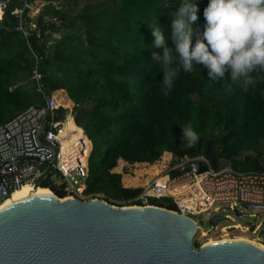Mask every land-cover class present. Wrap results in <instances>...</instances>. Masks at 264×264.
Returning <instances> with one entry per match:
<instances>
[{
  "label": "trees",
  "instance_id": "trees-1",
  "mask_svg": "<svg viewBox=\"0 0 264 264\" xmlns=\"http://www.w3.org/2000/svg\"><path fill=\"white\" fill-rule=\"evenodd\" d=\"M4 1L0 124L28 106L42 107L45 96L63 89L73 102L74 123L91 143L85 193L101 194L117 206L140 204L132 201L138 188L122 187L113 169L118 160L153 163L165 152L171 162L201 155L214 168L264 170V76L245 90L227 78L214 82L203 65H195L191 74L180 72L169 95L159 91L163 73L151 53L163 50L153 46L149 27L157 20L174 48L170 13L181 0ZM193 2L198 8L193 30L202 32L208 0ZM65 111L59 107L53 118L48 115L45 128L49 120H62ZM66 123L72 130V120ZM187 126L200 138L191 148L182 139ZM44 171L40 186L65 196L61 175L49 167ZM149 202L172 208L168 199Z\"/></svg>",
  "mask_w": 264,
  "mask_h": 264
},
{
  "label": "built area",
  "instance_id": "built-area-1",
  "mask_svg": "<svg viewBox=\"0 0 264 264\" xmlns=\"http://www.w3.org/2000/svg\"><path fill=\"white\" fill-rule=\"evenodd\" d=\"M6 6L7 1H0V14ZM32 77L39 79L36 69H33ZM37 90L41 92L40 85ZM72 106L66 95L59 97L52 92L45 96L42 107L28 106L0 124V203L21 184L34 185L46 167L61 175L67 197L80 200L93 197L85 193L91 143L74 121L72 130H66L67 119L73 120ZM59 107L66 109L63 119L49 120L45 128L46 117L53 118ZM168 154L167 159L153 164L155 166L147 162L117 163L118 169L114 171L121 175L122 187L138 188L132 201L140 204L133 205H155L149 201L168 199L172 208L160 207L192 218L202 234L213 228V232L223 237L228 230L239 229L264 248V218L258 219L257 214H249L244 207L245 203H250L256 205L251 209L264 210V170H236L229 165L214 168L201 155L184 156L171 162V154ZM198 162L204 165L200 171L196 170ZM129 166L134 169H127ZM225 210L233 215L236 210L245 212V216L256 220L236 221L223 213ZM215 215L232 222L221 224L220 218L206 228L205 218L209 220Z\"/></svg>",
  "mask_w": 264,
  "mask_h": 264
},
{
  "label": "water",
  "instance_id": "water-1",
  "mask_svg": "<svg viewBox=\"0 0 264 264\" xmlns=\"http://www.w3.org/2000/svg\"><path fill=\"white\" fill-rule=\"evenodd\" d=\"M203 167L198 162L196 170ZM65 197L41 195L0 209V264H264V248L246 241L194 246L196 222L170 209Z\"/></svg>",
  "mask_w": 264,
  "mask_h": 264
},
{
  "label": "clouds",
  "instance_id": "clouds-1",
  "mask_svg": "<svg viewBox=\"0 0 264 264\" xmlns=\"http://www.w3.org/2000/svg\"><path fill=\"white\" fill-rule=\"evenodd\" d=\"M197 11L193 0H181L170 13L174 48L168 46L157 20L154 26H148L153 46L163 50L162 55L151 53V60L163 73L160 93L169 95L180 72L191 74L195 65H203L214 82L227 78L233 84L242 83L247 90L264 76V0H208L202 32L193 30ZM181 130L186 147L199 142L191 126Z\"/></svg>",
  "mask_w": 264,
  "mask_h": 264
},
{
  "label": "rangeland",
  "instance_id": "rangeland-1",
  "mask_svg": "<svg viewBox=\"0 0 264 264\" xmlns=\"http://www.w3.org/2000/svg\"><path fill=\"white\" fill-rule=\"evenodd\" d=\"M31 10H32V13H35L36 10H37V8L33 5V6H31ZM53 93L56 94L59 97H64L66 95V93L64 92L63 89L54 90ZM66 103H68V101H66ZM69 122L71 123V121H69ZM168 155H169L168 152L162 153L161 156L159 157V159H157L156 161H154L153 163H150V164L152 166H155L153 164H159V163H161V161L163 159L164 160L167 159ZM123 162H125V161L118 160V163H123ZM114 169H118V165ZM114 169H113V171H114ZM127 169H134V168H133V166H129ZM97 196H99L98 198H102L103 197V196H101V194H98ZM108 201H110V200H108ZM112 205H114V204H112ZM247 212L249 214H251V213L257 214V218L258 219H263L264 218V210L263 209H248ZM223 213H228L230 216H232L234 218V220L240 221V222H248V221H251V220H256V219L250 218L249 215H246V216L233 215V212L227 211V210H225ZM207 218H205L204 223L207 225L206 228H210L211 226L209 225ZM220 222H221V224H228V223H231L232 221L229 218H226V219L225 218H221ZM213 231H214V229L213 228L212 229L210 228L209 231H207L205 234H202V231L198 229L196 231L193 239H192V242L193 241H197L199 243V245H201L203 242L207 241L208 239H224V238H235V237H245V238H247L249 240H253L252 237H250L248 235V233L243 232V231H241L239 229H230V230L227 231L228 234L227 235H223V237H220V235H218L217 232H213ZM254 241H256V240H254ZM197 247H199V246H197Z\"/></svg>",
  "mask_w": 264,
  "mask_h": 264
},
{
  "label": "bare ground",
  "instance_id": "bare-ground-1",
  "mask_svg": "<svg viewBox=\"0 0 264 264\" xmlns=\"http://www.w3.org/2000/svg\"><path fill=\"white\" fill-rule=\"evenodd\" d=\"M41 195H50L53 197L52 191L47 187H36L35 188L31 184L23 183L19 187L12 190L10 195L0 203V209L10 206L21 199H27V198L37 197ZM65 198H69V197L66 196ZM232 240L246 241L257 247L263 248V245L260 242L249 240L245 237L208 239L207 241H205V243H213L215 241H232Z\"/></svg>",
  "mask_w": 264,
  "mask_h": 264
},
{
  "label": "crops",
  "instance_id": "crops-1",
  "mask_svg": "<svg viewBox=\"0 0 264 264\" xmlns=\"http://www.w3.org/2000/svg\"><path fill=\"white\" fill-rule=\"evenodd\" d=\"M66 99H68L67 96H66ZM69 100H70V99H69ZM70 101H71V100H70ZM71 102H72V101H71ZM72 103H73V102H72ZM66 129H67V128H66Z\"/></svg>",
  "mask_w": 264,
  "mask_h": 264
}]
</instances>
